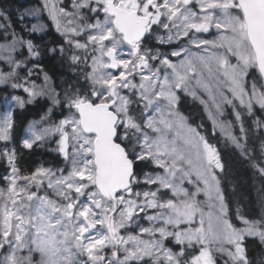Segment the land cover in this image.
<instances>
[{"label": "snow or ice", "instance_id": "6c2138e0", "mask_svg": "<svg viewBox=\"0 0 264 264\" xmlns=\"http://www.w3.org/2000/svg\"><path fill=\"white\" fill-rule=\"evenodd\" d=\"M0 90V264H264V0L0 7Z\"/></svg>", "mask_w": 264, "mask_h": 264}, {"label": "trees", "instance_id": "16d2710c", "mask_svg": "<svg viewBox=\"0 0 264 264\" xmlns=\"http://www.w3.org/2000/svg\"><path fill=\"white\" fill-rule=\"evenodd\" d=\"M40 3V0H0V7L10 10L13 15L19 11H23L24 8L34 7ZM45 23L51 25V21L44 18ZM58 38L52 30L51 36L48 39ZM4 95L3 91L0 90V96ZM190 111L186 114H190L192 121L195 123L203 122L205 128L208 130L211 136V125L207 120L202 109L198 106L192 108L189 106ZM41 109L38 106H29L27 110L23 113H19V120L25 126L26 124L35 119H39ZM216 138V137H215ZM257 147L259 145V140L256 139ZM222 155L227 161V176L224 181V186L232 198L234 204H239L242 208L247 209L250 212L259 213L261 211L260 207V193L264 190V179H262L256 169H254L251 164L239 157L225 145L221 149ZM50 159L51 157H46ZM260 252L259 248H256V254Z\"/></svg>", "mask_w": 264, "mask_h": 264}, {"label": "rangeland", "instance_id": "374dc122", "mask_svg": "<svg viewBox=\"0 0 264 264\" xmlns=\"http://www.w3.org/2000/svg\"><path fill=\"white\" fill-rule=\"evenodd\" d=\"M209 123H210V122H209ZM210 125H211V123H210ZM211 138H212V139L214 140V142H215L216 138H215V137H211ZM223 146H224V143H223V141L221 140L220 143H219V147L222 149Z\"/></svg>", "mask_w": 264, "mask_h": 264}]
</instances>
